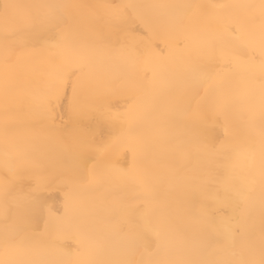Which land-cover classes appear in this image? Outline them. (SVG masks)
<instances>
[{"label":"bare ground","instance_id":"1","mask_svg":"<svg viewBox=\"0 0 264 264\" xmlns=\"http://www.w3.org/2000/svg\"><path fill=\"white\" fill-rule=\"evenodd\" d=\"M260 4L0 0V260L259 264Z\"/></svg>","mask_w":264,"mask_h":264},{"label":"snow or ice","instance_id":"2","mask_svg":"<svg viewBox=\"0 0 264 264\" xmlns=\"http://www.w3.org/2000/svg\"><path fill=\"white\" fill-rule=\"evenodd\" d=\"M260 7H261L262 11H264V0H261ZM262 106H264V97H262ZM261 163H262V166H264V152H262V155H261ZM228 190L229 189H227V188L225 189L226 192ZM6 195H7V193H6ZM10 235H11V240L9 241L8 245L6 246V249H5L6 253H10V252L16 250L15 245L12 241H14L19 236V232L16 231L15 228H13ZM236 235H237L236 233H232L231 238L234 240L236 238ZM0 264H21V262L13 261V260H0ZM23 264H64V262L49 259V258L44 257L41 254H37L36 258L25 261V262H23ZM245 264H257V262L254 260H250V261L245 262ZM259 264H264V240H262L261 259L259 261Z\"/></svg>","mask_w":264,"mask_h":264}]
</instances>
